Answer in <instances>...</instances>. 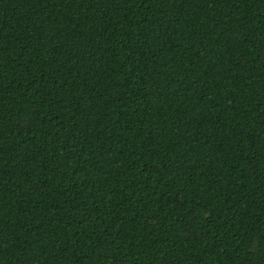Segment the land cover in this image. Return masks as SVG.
Masks as SVG:
<instances>
[{
    "label": "trees",
    "instance_id": "16d2710c",
    "mask_svg": "<svg viewBox=\"0 0 264 264\" xmlns=\"http://www.w3.org/2000/svg\"><path fill=\"white\" fill-rule=\"evenodd\" d=\"M0 264H264V0H0Z\"/></svg>",
    "mask_w": 264,
    "mask_h": 264
}]
</instances>
